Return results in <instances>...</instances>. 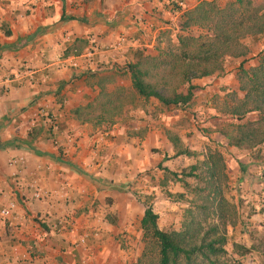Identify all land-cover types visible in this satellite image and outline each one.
I'll return each instance as SVG.
<instances>
[{
    "label": "crops",
    "instance_id": "1",
    "mask_svg": "<svg viewBox=\"0 0 264 264\" xmlns=\"http://www.w3.org/2000/svg\"><path fill=\"white\" fill-rule=\"evenodd\" d=\"M202 1L0 0V207L17 204L9 219H0V264H82L81 256L86 264L116 260L115 237L123 231L107 223L106 243L75 246L84 230L100 221L93 210L85 217L75 214L97 200L103 203L104 196L116 199L120 187L137 178L140 153L154 146L169 153L174 148L161 125L164 114L156 121L150 110L128 102L109 123L98 118L102 109L95 107H101L102 91L111 98L130 89L145 101L133 90L126 65L134 62L136 50L153 55L159 36L178 33L182 13ZM220 79L228 85V79ZM207 82L211 77L194 83ZM149 101L164 110L177 107ZM42 111L58 117L57 137ZM162 120L168 126L174 119ZM141 126L142 134L130 132ZM260 167L263 171L242 180L243 190L259 192L253 179L264 178ZM30 186L43 188L48 197L33 199ZM258 196H248L257 205L237 209L240 217L255 213L244 224L255 228L252 242L264 243V205ZM65 216L75 219V231L57 228ZM244 240L238 244L251 249L252 264H264V248L253 249Z\"/></svg>",
    "mask_w": 264,
    "mask_h": 264
},
{
    "label": "trees",
    "instance_id": "2",
    "mask_svg": "<svg viewBox=\"0 0 264 264\" xmlns=\"http://www.w3.org/2000/svg\"><path fill=\"white\" fill-rule=\"evenodd\" d=\"M180 4L176 2V8L181 9ZM40 32L39 29L32 34L27 43ZM263 37L264 6L257 5L255 0H229L226 4L202 1L180 16L176 45L158 47L159 54L155 56L143 49L135 51L134 62L126 65L132 88L146 101L155 98L165 106L188 107L199 88L196 80L225 75V61L229 58L246 61L252 53L251 43H259ZM238 82L243 96L233 93L235 98L224 110L231 123L204 129L203 133L218 134L228 141V146L252 156L257 153L254 160L264 167V54L256 68L241 65ZM100 95L102 112L98 118L113 123L121 115L118 111L122 107L110 106L105 91ZM166 136L175 157L197 155L178 134L166 130ZM225 167L223 154L214 149L208 150L203 161L177 175L195 196L188 199L185 194L176 195L190 205L180 231L161 229L160 216L151 198L143 201L145 211L140 228L145 248L138 264H219V257L229 253L227 245L231 238L227 226L235 214L232 211L235 207L231 206L235 204L225 194L228 182ZM187 178H195L198 185L193 188ZM231 253L246 257L251 249L233 243Z\"/></svg>",
    "mask_w": 264,
    "mask_h": 264
},
{
    "label": "rangeland",
    "instance_id": "3",
    "mask_svg": "<svg viewBox=\"0 0 264 264\" xmlns=\"http://www.w3.org/2000/svg\"><path fill=\"white\" fill-rule=\"evenodd\" d=\"M255 1L257 5L264 6V0ZM227 2L220 1L219 3L226 4ZM177 34L171 30L161 34L157 41L158 44L154 47L155 53L153 56L159 54L158 47L164 48L170 45H176ZM251 44L252 53L249 54L246 61L243 58H229L225 61V75H214L211 77L212 82H207L206 84L197 83L199 87L196 90L197 97L188 107L177 106L164 110L151 101H144L138 98L130 89L124 92H117L113 97H109L110 106L122 104L124 109L129 102L133 108L139 109V106L142 105L143 110L151 111L156 121H159V116L164 114L161 118V125L165 134L166 130H171L175 134H178L182 137L184 143L195 151L197 155L195 157H175L174 151L169 153L163 147L154 146L147 152L139 154L138 168L135 167V170L138 171L136 174L137 178L129 185L120 187L121 194H118L116 199L112 196H104L103 203L97 200L95 205L83 208L75 214L77 217L83 215L85 217L90 210H93L94 214L99 213V225L84 230V234H91L88 239L87 249L89 247L95 248L98 245L101 246L107 242V236L104 235L105 224L115 225L123 231L117 234L115 237L116 240L114 239V250L116 249L118 253L116 260L112 263L101 262V264H138L145 248L140 223L145 211L143 201L147 200L148 197L151 198L150 202H152L155 212L160 216V228L165 231L181 230L185 211L190 205L188 202L178 199L176 195L185 194L188 199H193L195 196L191 190H187L184 187L183 183L179 180L181 176L177 177V175L183 169H189L191 166L203 161L204 155L208 150L214 149L221 152L225 158V172L228 176L225 194L235 204L231 205L235 207L232 210L235 214L230 217L227 226V233L231 238L230 243L227 245L229 253L219 257V264H252L255 261L253 256L248 254L246 257H242L237 253H231L233 243H243L245 241L244 239L250 240L249 244L253 243L251 246L253 249L256 247L260 249L264 248V243H254L251 241L254 237L255 228H247L244 224L246 221H249L251 213L253 215L255 213L250 211V216L243 213V219H241V213L237 209L238 205H257L253 204L256 201L248 197L251 193L252 195H259V204L264 205V201L262 200L264 196L261 194L262 192L264 193V178L257 177V179H253L254 184L258 185L259 192L257 188L243 190L241 187L242 180L247 179L248 175L253 174L251 171H263L259 162L254 160L257 153L252 156V154H248L245 151L228 146V141L218 134L207 136L203 133L204 129H211L216 126H224L231 123L230 118L225 115L224 110L227 106L231 105L232 98H235L233 93H237L240 98L243 96L238 88L240 67L243 65L247 69L256 68L259 64L261 54H264V39H261L259 43ZM160 50L165 51L166 49ZM220 78L223 81L228 79V85H223ZM215 81H219V84L216 86H214ZM232 85L233 87L235 85L236 88L231 87ZM211 86L213 88H210ZM95 109L101 110L102 108L97 106ZM165 116L172 117L174 119L172 120L173 123L170 122L168 126L164 124L162 119ZM137 117V120H140L142 123L145 122L144 117L142 118L140 115ZM173 117H176V120ZM250 119H254V116H250ZM149 124L151 123L149 122ZM157 126L160 127V124H157ZM141 127L130 132L142 134L144 126ZM147 177L149 178L148 180ZM186 181L193 188L198 185V181L195 178H187ZM127 191L128 193L125 194ZM168 194H172L173 197H169ZM96 230H100L103 234L99 239H95L93 236ZM247 243L248 241H246L245 245ZM81 263H87L85 259H82V256ZM203 264L208 263L204 262Z\"/></svg>",
    "mask_w": 264,
    "mask_h": 264
},
{
    "label": "built area",
    "instance_id": "4",
    "mask_svg": "<svg viewBox=\"0 0 264 264\" xmlns=\"http://www.w3.org/2000/svg\"><path fill=\"white\" fill-rule=\"evenodd\" d=\"M180 6H182V4H180ZM73 66L75 67L77 65L73 64ZM42 115L48 119L53 136L57 137V135L60 133V121L58 117L55 115L52 116L48 114L46 111H42ZM55 143L57 144L56 139H55ZM29 189L32 192L31 194L33 199L43 200L48 197V194L41 187L30 186ZM16 208H17V204L15 202H9V204L0 207V219H9ZM39 220L41 223H46V221L48 220V215L40 218ZM57 228L58 229L61 228L63 230L71 229L75 231L77 228L76 221L74 218L65 216L63 219H59ZM90 236L91 234L89 233H85V234L83 233L76 241L75 246L77 245L82 246L86 249L88 245L87 244L88 239L90 238ZM93 236L95 239H99L102 237V233L100 232V230H96Z\"/></svg>",
    "mask_w": 264,
    "mask_h": 264
}]
</instances>
